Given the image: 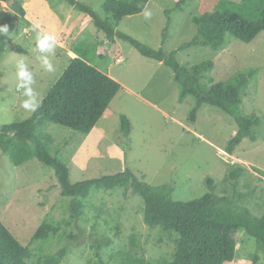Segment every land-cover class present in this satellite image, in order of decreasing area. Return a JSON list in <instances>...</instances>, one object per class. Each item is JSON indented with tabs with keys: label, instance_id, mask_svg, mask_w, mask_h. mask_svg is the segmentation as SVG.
Masks as SVG:
<instances>
[{
	"label": "rangeland",
	"instance_id": "1",
	"mask_svg": "<svg viewBox=\"0 0 264 264\" xmlns=\"http://www.w3.org/2000/svg\"><path fill=\"white\" fill-rule=\"evenodd\" d=\"M22 1L26 21L7 1L0 2V24H8L10 16L14 19L7 33V51L0 57V129L33 113L22 104L30 101L37 108L62 75L71 60L69 51L75 52V48L87 54L93 66L110 68L111 75L122 86L89 135L54 123L44 126L52 136L48 144L54 143L59 149L58 156L70 166L73 183L130 169L151 185H174L173 198L188 201L209 191L207 177L214 179L219 195H226L230 186L225 179L234 168L229 167L230 163L241 164L249 171L252 166L264 170V32L252 42L229 36L226 46L218 50L206 46L180 50L196 34L192 15L202 14V9L207 13L235 11L257 21L262 18L264 0H210L207 3L210 10L199 7L203 0L190 1L180 10L176 9L178 0H150L142 14L125 16L117 21L116 27L165 53L177 50L182 66L192 67L212 60L214 69L203 84L209 78L215 82H233L240 72L259 69L257 78L242 94L241 114L256 113L262 118L255 128L258 140L253 143L246 138L237 148L238 155L245 160L243 163L228 156L232 154L225 150L238 131L232 116L205 103L197 113L196 122H191L189 115L196 99L189 95L180 102L181 88L173 69L165 64L158 66V60L144 56L120 37L116 42L109 40L90 14L78 8L79 4L86 5L101 18L115 22L103 7L106 0H75L78 5L67 0ZM145 12H150V17L146 18ZM169 19L168 38L163 42V30ZM34 24H39L40 29L33 30ZM25 27L27 33L23 31ZM45 33H50L55 41L50 40L51 48L41 52L37 41ZM19 45L27 53L17 51ZM118 57L123 61L117 62ZM20 60L30 79L18 75ZM123 115L131 122L128 137L121 129ZM241 178L246 182L240 187L244 198L263 200L264 182L257 186L256 180H250L251 176L245 181V177ZM70 202V198L62 196L52 167L35 158L15 166L0 149V218L23 245L30 243L44 219H50L60 225V231L46 242L34 243L32 250L42 249L46 254L67 247L68 256L62 264H98L99 254L108 264L172 263L179 235L161 227H149L144 219V199L132 188H94L85 199L83 218H72ZM255 208L259 212L263 205L256 204ZM237 247V259L227 264H264V253L258 250L254 238L239 233Z\"/></svg>",
	"mask_w": 264,
	"mask_h": 264
},
{
	"label": "trees",
	"instance_id": "2",
	"mask_svg": "<svg viewBox=\"0 0 264 264\" xmlns=\"http://www.w3.org/2000/svg\"><path fill=\"white\" fill-rule=\"evenodd\" d=\"M67 1L78 5L75 0ZM190 1L193 0H178L176 9H183L184 4ZM22 2L16 0L11 7L23 15L26 21ZM148 2L149 0H106L103 7L106 12L111 13V18L115 22L109 18H101L86 5L79 4L78 8L90 14L96 26L107 34L109 40H114L116 36L120 37L131 43L144 56L163 61L173 69L175 79L181 88L180 102L189 95L196 99L189 115L191 122H196L197 113L205 103L217 106L232 116L238 131L226 144V152L234 154L246 138L257 141L255 128L262 123V118L256 113L243 115L240 109L242 94L257 78L259 69L250 68L240 72L233 82H215L213 78H209L208 83L203 84V80L214 69L212 60L185 67L177 59V50L165 53L161 48L148 46L116 28L117 21L125 16L142 13ZM203 2L202 7L208 9L207 3L209 4L210 0ZM12 19L10 16L7 18L8 24L1 22L0 26L7 25L9 30L14 23ZM192 21L197 26V32L191 40L182 44L180 50L202 46L218 50L226 46L229 36L243 42H252L264 32V11L262 18L257 21L248 20L240 13L230 10L194 14ZM170 22L171 19L163 30V42L168 38ZM7 41V33H0V57L7 51ZM17 47V51L27 53L20 45ZM75 53L77 57L70 60L60 78L38 103L35 111L28 118L14 120L0 129V149L9 157L11 163L20 166L35 158L52 167L60 184L62 196L71 199L72 218H83L85 199L94 188L114 189L117 186L132 188L144 199L146 224L151 228L161 227L165 231L179 235L175 240L177 248L171 264L230 263L237 258L238 235L241 232L254 238L258 250L264 253V215L256 216L249 207L240 204L239 179L246 174L243 167L230 169L225 179L233 182L232 196L219 195L214 179L207 177L209 191L200 198L188 201L173 198L176 189L174 185H151L130 169L75 183L71 181V168L64 158L58 156L59 149L55 148L54 143L48 144L52 136L44 130V126L54 123L89 135L122 87L114 78L93 66L87 54L80 48H75ZM121 123L122 132L128 137L131 133L129 118L121 116ZM252 169L264 176L262 168L252 166ZM60 229V225L50 219H44L30 243L23 245L0 218V264H62L68 256L67 247L46 254H43L42 249L36 252L32 250L34 243L48 241ZM101 245L102 241L99 246L102 247ZM99 256L98 264H108L100 254Z\"/></svg>",
	"mask_w": 264,
	"mask_h": 264
},
{
	"label": "crops",
	"instance_id": "3",
	"mask_svg": "<svg viewBox=\"0 0 264 264\" xmlns=\"http://www.w3.org/2000/svg\"><path fill=\"white\" fill-rule=\"evenodd\" d=\"M47 2H49L50 3V0H46ZM58 1H60V0H58ZM63 1H66V0H63ZM149 2H150V0H149ZM149 2H148V4H147V6H146V8L145 9H147V7L149 6ZM64 4H65V2H63ZM200 6H202V3H201V1H200V3H199V7ZM203 8H205L204 6H203ZM208 10H210V9H208ZM215 10V9H214ZM145 11V10H144ZM143 11V12H144ZM202 12L201 13H207V10H204V9H202L201 10ZM212 11L213 10H211V11H208V12H210V13H212ZM142 12V13H143ZM142 13H140V14H142ZM139 14V15H140ZM134 15H130V16H127V17H133ZM123 19V18H122ZM120 21V20H119ZM29 23V22H28ZM26 30H28V28H24V32H26ZM29 30H31L30 29V27H29ZM27 33V32H26ZM44 35H48V36H50V37H52L51 35H50V33H45ZM116 38H117V36L115 37V39L113 40V41H117L116 40ZM51 41H55V39L52 37V39H51ZM39 49V48H38ZM70 52V56H69V59H72V58H74V57H77V54L74 52V51H72V50H70L69 51ZM119 58H121V57H119ZM122 59V58H121ZM117 60V59H116ZM121 61H123V60H121ZM120 61V62H121ZM67 65H68V63L66 64V66L65 67H67ZM157 65L158 66H160V65H164V63L162 62V61H157ZM97 67V66H96ZM98 69H100L101 71H103V72H105L106 74H108L109 76H111L112 78H114L116 81H118V79H117V77H115V76H113V75H111V69L110 68H108V67H97ZM120 83V82H119ZM121 84V83H120ZM123 85V87L125 88V89H129V87L128 86H126V85H124V84H122ZM44 97V96H43ZM42 97V98H43ZM143 100H145L146 101V99H144V98H142ZM42 100V99H41ZM154 105V104H153ZM106 112H107V110H106ZM105 112V113H106ZM236 133H237V130H236ZM258 140V139H257ZM252 142L253 143H255L256 141H254V140H252ZM235 154V155H234ZM233 155H228V156H230V157H233L234 159H238V160H240V162L242 161V163L245 161L243 158H242V156H240V155H238V152H237V149H236V151H235V153H234ZM250 161V160H249ZM241 164H236V163H234V164H232V163H230V166L229 167H241L240 166ZM244 168V167H243ZM251 169V168H250ZM245 171H246V174L243 176V177H245V179H244V181L249 177V176H251V178H250V180H256L257 181V186H258V184H259V182H264V176L263 175H261V174H259V173H257L256 171H254V170H248V169H245ZM262 177H261V176ZM241 180H240V182H241V187L243 188L244 186H245V183L246 182H243V178H240ZM227 182V184H229V188L227 189L228 191H227V194L226 195H228V196H231L232 195V193H233V188H232V183H230V181H226ZM255 186H254V188L252 189V192L254 193L255 191ZM244 190L242 189L241 190V200H240V204L241 205H243V206H246V207H249L250 209H251V211H252V213L254 214V215H256V216H260V217H262L263 215H264V198H263V196L261 197L263 200H260V199H258V196L256 197V199H258V200H249V199H245L244 198ZM256 204L257 205H263V208L259 211V212H256L255 211V209H257V208H255V206H256ZM238 257V256H237ZM237 259V258H236ZM235 259V260H236ZM234 260V261H235Z\"/></svg>",
	"mask_w": 264,
	"mask_h": 264
},
{
	"label": "clouds",
	"instance_id": "4",
	"mask_svg": "<svg viewBox=\"0 0 264 264\" xmlns=\"http://www.w3.org/2000/svg\"><path fill=\"white\" fill-rule=\"evenodd\" d=\"M144 15H145L146 18H148V17H150L151 13L150 12H145ZM32 28H33V30L34 29H40V25L39 24H34L32 26ZM0 33H8V26L7 25L0 26ZM51 39H52V37H50L48 35H43L37 41V47L39 48V51L43 52V51L49 50L51 48V44L49 43V41ZM18 67L21 69V71L18 72V75L21 76V77H25L27 79H30L29 74L26 71L22 70L24 68L23 60L19 61ZM48 67H49V70H51V66L49 65ZM28 95H31V90H29ZM22 107L27 109V110L35 111V108H34L33 104L30 101L23 103Z\"/></svg>",
	"mask_w": 264,
	"mask_h": 264
},
{
	"label": "water",
	"instance_id": "5",
	"mask_svg": "<svg viewBox=\"0 0 264 264\" xmlns=\"http://www.w3.org/2000/svg\"><path fill=\"white\" fill-rule=\"evenodd\" d=\"M15 1H16V0H8L7 3H8V5H12V4L15 3Z\"/></svg>",
	"mask_w": 264,
	"mask_h": 264
},
{
	"label": "built area",
	"instance_id": "6",
	"mask_svg": "<svg viewBox=\"0 0 264 264\" xmlns=\"http://www.w3.org/2000/svg\"><path fill=\"white\" fill-rule=\"evenodd\" d=\"M121 60H122L121 58H119V57L117 58V62H120Z\"/></svg>",
	"mask_w": 264,
	"mask_h": 264
}]
</instances>
